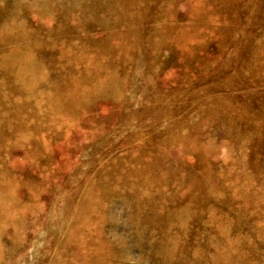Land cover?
Masks as SVG:
<instances>
[{"label":"rangeland","instance_id":"374dc122","mask_svg":"<svg viewBox=\"0 0 264 264\" xmlns=\"http://www.w3.org/2000/svg\"><path fill=\"white\" fill-rule=\"evenodd\" d=\"M70 1L38 128L0 62V264H264V0Z\"/></svg>","mask_w":264,"mask_h":264},{"label":"bare ground","instance_id":"6f19581e","mask_svg":"<svg viewBox=\"0 0 264 264\" xmlns=\"http://www.w3.org/2000/svg\"><path fill=\"white\" fill-rule=\"evenodd\" d=\"M75 2L78 3V0H75ZM79 9H81L80 5H75L73 4V1L70 0H47L42 8H39L36 5L33 6L28 0H0V19L4 17L0 23V45H3L0 47V62L9 61L12 63L13 67L8 71L9 83L14 85L11 95L22 101V104L17 107L16 113L19 119L25 122L26 128L29 130L30 128L31 130L32 128H38L37 124L45 121L46 118L43 120V117L38 112L46 113L50 108L47 105L42 104L44 87L42 86L40 77L36 74L38 70L42 69V63L39 60V56L43 53L42 51L41 53L36 51L34 49L36 47L32 48L27 46L29 44L28 40H30L31 36L27 21H29L30 18L37 17L38 19H41L43 26L45 23H48L46 24L48 26L45 28L43 27V29L49 28L52 24V19L57 20L60 26L65 25L69 21L76 23L78 20L81 21L84 16ZM61 31L62 30H57L54 34L58 35L60 39L62 38L65 40V33ZM71 32L77 33L76 30ZM69 41H75L74 44L78 43L74 37ZM60 42L61 40L57 41V43ZM75 46L78 47L77 44ZM73 48L75 49V47ZM37 53L40 55H37ZM89 54L88 58L92 59V53ZM62 55L64 56L63 58L68 55L66 49H64ZM74 56L77 59L82 58L81 55ZM69 60L74 61V58L71 57ZM77 62L79 63L80 61H76V63ZM80 68L82 69V67ZM1 74H3V72L0 69V92L7 88V84L1 83ZM92 74L93 73L91 72L89 78L94 80L95 77L92 76ZM7 101H9V99L0 97V103H2L0 105L7 103ZM8 109L9 107H6L2 110V107H0V123L2 124L8 122L7 116L4 114ZM18 140H20V138ZM22 141L24 140H20V142ZM24 156L31 159L30 155L26 153Z\"/></svg>","mask_w":264,"mask_h":264}]
</instances>
